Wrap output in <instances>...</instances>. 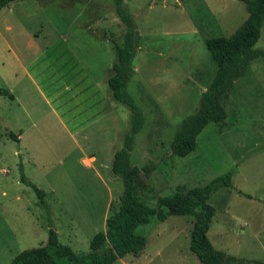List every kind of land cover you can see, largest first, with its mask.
I'll use <instances>...</instances> for the list:
<instances>
[{
  "label": "rangeland",
  "instance_id": "374dc122",
  "mask_svg": "<svg viewBox=\"0 0 264 264\" xmlns=\"http://www.w3.org/2000/svg\"><path fill=\"white\" fill-rule=\"evenodd\" d=\"M11 4L0 11V264L43 245L48 219L60 243L77 253L87 250L122 190L110 167L130 120L128 107L113 99L116 114L100 121L87 109L91 83L101 79L100 87L108 89L104 78L116 56L109 40L122 41L124 25L112 0ZM122 5L137 40L125 91L143 118L128 162L153 165L146 176L139 174L137 197L153 206L178 187L202 186L230 170L232 187H220L207 199L214 209L207 236L229 255L264 264V57L253 59L233 82L223 100L225 118L207 124L191 152L162 158L212 78L215 63L204 39L229 35L246 16L243 2L122 0ZM254 48L264 49V22ZM65 81L72 83L67 92ZM68 128L81 131L70 137ZM20 129V143L7 136ZM18 164L43 191L47 211L19 180ZM191 225L188 216L151 219L138 227L146 237L142 251L113 264H201L188 249Z\"/></svg>",
  "mask_w": 264,
  "mask_h": 264
},
{
  "label": "trees",
  "instance_id": "16d2710c",
  "mask_svg": "<svg viewBox=\"0 0 264 264\" xmlns=\"http://www.w3.org/2000/svg\"><path fill=\"white\" fill-rule=\"evenodd\" d=\"M12 1L0 0V10ZM112 1L115 14L124 25V32L120 43L109 40L116 56L109 68L106 86L110 98L126 105L130 112L129 126L122 134L121 146L113 152L110 167L121 181V193L109 203L104 227L90 237L85 252L77 253L70 246L60 243L48 219L46 242L17 252L7 264H113L127 254L142 251L146 237L138 231L139 226L148 224L151 219L162 222L169 216L192 218L188 249L201 264H249L215 248L207 236L214 214L207 199L220 187H232L230 170L202 186L178 187L158 197L153 206L137 197L135 191L141 184L139 174L146 176L153 165L136 167L128 162L134 135L143 122L141 110L125 91L133 72L131 59L137 40L133 20L123 7L122 0ZM241 1L246 11L241 23L229 35L204 39L205 48L215 63L212 78L201 92L196 110L180 120L169 142L168 153L162 158L184 157L191 152L201 130L207 124L218 123L225 118L223 100L231 91L233 82L246 72L253 59L264 57V49L254 48L264 22V0ZM1 93L12 97L11 93L4 90ZM7 136L18 142L16 134L9 132ZM18 167L19 180L31 187L40 205L47 211L43 191L27 181L21 165L18 164ZM243 195L250 197L248 194Z\"/></svg>",
  "mask_w": 264,
  "mask_h": 264
},
{
  "label": "crops",
  "instance_id": "0c3cea01",
  "mask_svg": "<svg viewBox=\"0 0 264 264\" xmlns=\"http://www.w3.org/2000/svg\"><path fill=\"white\" fill-rule=\"evenodd\" d=\"M13 2H15V0L12 1V2H10L7 6L1 8L0 11H2L3 9L4 10H8V8L12 5L11 3H13ZM107 77L108 76L106 75L105 78H104L105 84H106ZM101 81H103V80H101V79L96 80L95 82H93L94 85H93V83H91V86L93 87L92 88V91L93 92L91 93L92 102L90 104H88L87 109L92 112L90 114L91 116H89V117H92L93 120L95 118V121L94 122L100 121L102 118L107 117V116L110 117V114H111L112 111H113L114 115L116 114V112L114 111L116 106H112L111 103H110V99L111 98L109 96L108 89L107 90L105 88L103 89V85L101 87L99 85ZM97 83H98V85H97ZM71 84H70V82H68V81L66 82L65 81V83L63 84L64 86H63L62 89L66 90V92H67L70 89ZM204 89H205V87L203 88V90ZM80 91L81 90H79L78 92H80ZM32 126H34L33 123L30 126L31 129H32ZM64 126L66 127V125H64ZM79 127H80V124H78L76 128H79ZM76 128H74V129H69L68 128L69 130L66 129L67 130V133H69V136L70 137H74L76 135V132L79 134V131H81V129H78L79 130L78 131V130H76ZM22 131L23 130L20 129L19 132H18V134H16L19 143H20V140H21L20 136L23 133Z\"/></svg>",
  "mask_w": 264,
  "mask_h": 264
}]
</instances>
